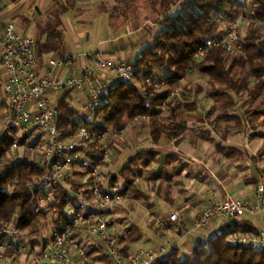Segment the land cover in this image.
Segmentation results:
<instances>
[{"label":"trees","instance_id":"obj_1","mask_svg":"<svg viewBox=\"0 0 264 264\" xmlns=\"http://www.w3.org/2000/svg\"><path fill=\"white\" fill-rule=\"evenodd\" d=\"M77 1L52 0L54 7L50 13L52 17L43 32L47 34V38L43 45L40 44L42 50H60V19L64 14L76 9ZM97 1L101 5L102 13L108 15L111 22L124 20L122 26L125 28L129 27L132 31L139 29L130 26L129 17L124 15L121 9H128L131 4L142 0ZM107 3L112 5L110 13L106 10ZM150 3L152 12L160 18V28L153 35V43L148 44L143 55L134 63L135 81L142 87V79L150 78L164 82L167 87L154 98H144L136 84L116 81L109 89V102L97 109L92 121L84 123L76 119L74 111L63 101L57 107L62 114L58 121L59 129L65 131L83 125L92 131H104L108 128L121 131L132 119L145 117L150 119V132L154 141L161 135L170 138L175 132H185V116L196 110L193 106L195 103L189 101L185 92L183 102L177 99L167 102L168 96L173 93L178 82L188 77L187 69L191 66V58L197 48L205 40L220 36L225 25L240 19L244 11V0H149ZM119 12L122 14L120 18L117 17ZM146 18L144 15L139 22H148ZM250 18L251 22L247 34L241 40L239 52L231 54L221 48L212 49L193 67V71H199L209 77L206 95L214 102V106L207 116L212 117L218 112L217 121L228 123L235 119L240 122L241 119L234 109L238 100H244L245 96L252 101L260 100L261 105H264V0L259 1V6L251 12ZM149 63L153 65L150 66ZM159 73L162 76L160 81ZM164 104H167L168 115L163 121H158L156 117L161 113ZM251 110H247L249 116L264 115L262 109ZM251 123L253 125V122ZM15 139L13 133L0 139V229L13 224L20 234L30 236L32 246H44L48 241L40 236V227L47 211L54 213L52 229L63 231L72 216L68 209L71 207L75 211L81 207L76 196L58 191L47 211L44 209L38 214L34 213L30 187L42 171L24 160L17 165L6 161V152ZM261 155H264V150ZM159 161L160 154L157 151L138 150L135 157L129 158L122 165L119 174L125 182V187L119 189V192L123 195L131 192L133 199L147 200V196L135 185L133 176L141 177L148 170L153 183L161 178L162 183L170 182L172 176L169 173L162 177L163 171L157 172L153 169L152 166ZM117 181L118 176L114 175L111 179L112 186H115ZM74 189L78 193L81 186L74 185ZM81 231L89 233L88 228L80 229L76 237ZM238 232L246 230L241 228L237 221L231 220L220 234L198 241L189 253H182L181 248L174 247L153 264H264V250L233 247L226 243L229 234ZM125 243L126 239L119 241V248L127 259L129 257L124 254ZM78 244L84 248L81 242L78 241ZM75 261L77 264H89L78 255Z\"/></svg>","mask_w":264,"mask_h":264},{"label":"built area","instance_id":"obj_2","mask_svg":"<svg viewBox=\"0 0 264 264\" xmlns=\"http://www.w3.org/2000/svg\"><path fill=\"white\" fill-rule=\"evenodd\" d=\"M259 1L244 0V11L240 19L225 25L220 36L205 40L194 52L187 72L191 73L194 65L202 61L212 49L221 48L231 54L239 52L243 38L242 24L247 15L259 6ZM3 8L0 1V11ZM82 57L86 64L79 76L62 79L64 72L75 66L76 56L73 54L50 57L46 62L45 73L40 74L36 40L19 34L13 23L0 29V65L5 74L3 89L8 106L0 126V139L13 133L19 141H14L10 150L28 146L40 150L41 158L35 165L41 169L42 174L30 187L35 213L48 207L58 191L76 196L81 207L74 211L64 230L54 231L51 239L41 247L32 246L28 239H20V232L13 224L1 228L0 264H3L8 252L19 257L29 256L33 264H77L75 255L88 260V251L79 246L76 237L84 227H88L91 236L101 239L112 264H153L176 247L168 244L157 250H139L129 258H124L119 248V239L110 232V223L107 221L124 196L116 190H102V167L113 151L108 131H92L83 125L65 131L58 128L62 114L51 105V91L86 93L87 104L84 110L94 114L109 102L106 76L125 84L135 81L136 69L132 63L106 60L101 52L83 54ZM145 84L153 90L142 91L143 97H155L156 89L161 84L150 78L145 79ZM172 99L183 101L181 92L177 90L170 94L168 100ZM140 120V117L132 120L129 126ZM116 132L119 135L124 130ZM90 149L96 153H91ZM11 162L16 165L19 160L13 157ZM79 168L87 171V182L83 184L87 189L77 193L69 185ZM254 196L253 201H248L235 199L227 193L219 196L212 192L208 206L199 213L191 226L183 223L176 213L170 215L169 221L181 224L187 236L208 229L218 219L237 220L245 216H261L264 220V172L259 175ZM226 243L233 247L264 250V229L256 234H229Z\"/></svg>","mask_w":264,"mask_h":264},{"label":"crops","instance_id":"obj_3","mask_svg":"<svg viewBox=\"0 0 264 264\" xmlns=\"http://www.w3.org/2000/svg\"><path fill=\"white\" fill-rule=\"evenodd\" d=\"M0 1L4 7L0 11V29L13 23L19 34L32 37L39 44H37V57L40 74L45 73L46 62L50 57L64 54L76 56L75 66L64 72L62 76L64 80L81 74L86 64L83 54L101 52L106 60L134 64L143 55L145 47L150 44L147 38L139 35L138 30L132 31L129 27L117 25L111 22L108 15L95 11L96 3L93 1L87 0L84 5L82 2L86 0H78L76 9L64 14L60 19V26H58V31L61 33L60 50H42L41 45L47 38V34L43 32L49 18L52 17L50 14L53 10L52 2L47 8L48 4L46 5L45 0H29V2L8 0L10 6L6 4L7 0ZM80 11L86 12L81 15ZM97 20L104 22L103 27L110 42L106 40L103 44L101 39L97 42L96 39L100 38L97 31L103 28ZM92 35L95 36L93 38L97 44L91 40ZM83 40H85L84 44H81ZM108 43L109 46H107ZM113 81L114 79L106 76L109 89ZM4 84L5 74L0 65V89ZM49 98L51 101L54 99L58 102L56 108L65 101L80 123L93 120L94 114L84 110L87 104L86 93L51 91ZM257 101L238 100L234 110L241 121L234 119L227 123L222 120L214 121L216 119L212 120L211 117L206 116L214 106V102L205 96L204 100H201V105L194 102L196 110L193 112L197 113L201 110V122L188 124V131L175 132L170 138L161 135L154 142L150 129L148 130L146 141L149 147L142 150L157 151L160 154V161L152 166L153 169L157 172L163 171L162 177L168 173L172 177L170 182L164 183H162L163 178L155 183L150 178L141 182L142 192L147 196V200L129 199L126 195V200L117 209L119 212L115 214V217L125 218V221H128L131 215L135 217L136 210H143L146 219L152 220L150 226L156 233L148 238L149 234L145 235L132 223L134 219L128 221L130 228L127 229L130 238H127L125 243L126 257H130L139 250H148L141 245L144 238L150 247L149 250H157L170 244L181 248L182 253H189L198 241L220 234L231 220L218 219L208 229L195 231L187 236L184 235L185 231L181 224L169 221L170 215L176 213L183 223L191 226L199 213L208 206L212 192L219 196L227 193L238 200L253 201L255 199L254 190L260 172H264V155H261L264 150V133L258 126L257 129L253 128L251 122L258 121L264 116H249L247 110L250 104ZM7 111V100L0 90V120ZM239 123L241 125H238ZM232 221H237L241 228L246 230L237 234H256L264 229V220L261 216H245ZM113 229L115 231L116 228ZM77 238L88 251V255L90 253V260L87 261L89 264H112L99 237H93L88 232L81 231ZM16 260L15 256L9 255L3 264L32 262L29 257Z\"/></svg>","mask_w":264,"mask_h":264},{"label":"rangeland","instance_id":"obj_4","mask_svg":"<svg viewBox=\"0 0 264 264\" xmlns=\"http://www.w3.org/2000/svg\"><path fill=\"white\" fill-rule=\"evenodd\" d=\"M22 1L23 2H29V0H22ZM90 1H93L94 3H96L95 11H97L98 13H100V12L102 13V11H101L102 9H101V5H100L99 1H97V0H90ZM51 2H52V0H45L46 5L48 4L47 8H48L49 4L51 5ZM85 2H87V0L82 2V4L85 5L86 4ZM6 4L8 6H10V3L8 0H7ZM52 5H53V2H52ZM106 6H107L106 10L108 11V13H110V11L112 10V5L107 3ZM53 7H54V5L52 6V9H53ZM125 8L126 7H123V9H121V12H123L124 15L129 17L128 22H129L130 26L132 28H136V29L139 28L138 29L139 35H142V36H144V38H147L148 41H150L149 43H153V35H155L160 28V18H158V16L152 12L151 3L149 4V0H142V1L131 4V6L128 9L127 8L125 9ZM80 12L82 15L86 11H84V12L80 11ZM121 12L117 13V15H118L117 17L120 18V16L122 15ZM250 14L247 15L246 20L242 24V29H241L242 30V32H241L242 37H244L247 34V29H248V26L251 22ZM144 15H146V17H147L146 19L148 22L140 23L139 22L140 18H143ZM99 21H100V26L103 27L104 22H102V20H97V23ZM116 22H117V25H119V24L122 25L123 23H125L124 20L115 21L114 23H116ZM97 35L100 37V38L96 39L97 42H98V39H101L102 40L101 42H103V44H105L106 40H108L107 42H110V39L107 38L104 27L99 28V30L97 31ZM93 37H95V36L92 35L91 40L94 41L95 44H97ZM84 41L85 40H83L81 42V44H84ZM107 46H109V43L107 44ZM149 65L152 66L153 64L149 63ZM158 75H159L158 81H160L162 79V76L160 75V73ZM108 77L110 79H114L111 76H108ZM159 78H161V79H159ZM162 81H164V80H162ZM208 81H209L208 76L201 74L199 71H193L192 73H188V77L185 80L180 81L175 85L174 91L178 90L181 92L183 101H185V96H184V92H185V93H187L186 96H188L189 101L198 102V103H200L199 105H201V100H204L205 96H207L206 91L208 88L207 87ZM113 82H116V81L114 80ZM154 82L161 84V86L156 89L157 90L156 94H155V97H156L161 91H163L167 87V85L164 82H157V81H154ZM133 83L136 84L141 89V92L144 90H148V91L153 90L152 88H150V89L147 88L144 78L141 81V83L143 84L142 87L140 86V84L137 81H134ZM3 88H4V86L0 90H1L2 95L5 97ZM151 98H154V97H151ZM168 98H169V96H168ZM243 99L248 100V102H252V99H248L247 96H245ZM173 100H175V99H172V100L167 99V102H171ZM183 101H181V102H183ZM51 105L56 107L58 105V102L54 101V99H53L51 101ZM250 109H252L251 111H253V109H262V111H264V105H261V101L259 100L254 104H250L248 110H250ZM218 114L219 113L217 112L215 115H213L211 117V119L212 120L216 119L214 121H217V117H218L217 115ZM167 115H168V107H167V104H164L161 108V113L159 115H157L156 118L158 121H163L165 119V117H167ZM200 116H201V110H200V112L198 111L197 113H194L192 111L188 116H185V120H186L185 132L189 130V128H187L188 124H192V123L194 124V122H201ZM207 117H210V116H207ZM140 118L142 119V120H140V122H138L137 124H132L131 126H129V123L136 118L132 119L127 124L126 128L123 129L124 132L122 134H119V135L117 134V132L115 130H113L111 128L106 129L108 131V134H109V144L113 148V151H112V154L110 155L109 160L105 164H103V167H102V171H101V173H102V190H105V191L116 190L119 192V189H123L125 187V182L122 180V177L119 174V172L122 168V165L124 163H126L129 160V158L135 157L138 150H140L142 148H148L149 147V144H147L146 139H147V135H148L147 132L150 129V126H149L150 125V119L149 118L144 119L145 117H140ZM2 120H3V118H1V120H0V126H1ZM257 126L260 127L262 129L261 131L264 133V117L259 119L258 121H253V127H255L257 129ZM123 130H121V131H123ZM14 136L16 138L14 141H19L18 136L17 135H14ZM172 142L174 143L175 141H172ZM11 145L9 146V148L6 152V155H5L7 162L12 161L13 157H17L19 162L21 160H24L28 164H33V165H35V163L40 161L41 153H40L39 148H35V147L33 148V146H28V147H19V149L12 151V150H10ZM90 150H91V153H93V154L96 153V151L94 149H90ZM79 172H83L82 175L77 174ZM75 173H76V176L70 181L71 184L69 186L70 187L72 186L74 189V185H76V186L80 185L81 186L80 191L86 190L87 188L83 184H85L87 182V177H86L87 171L79 168L76 170ZM77 175H79V177ZM112 175L113 176L115 175L116 177L118 176V181L116 184H114L115 186H112L113 182L111 183V179L113 177ZM150 177H151V174H149L148 170H146L144 172V175L141 177L136 176V175L133 176V180L135 181V185H137L139 187V189H141V191H142L143 184L141 185V182L143 183L144 181L148 180ZM74 192H76L75 189H74ZM121 195H123V194H121ZM123 196H124V199L114 208L111 215L107 217V221L110 223V226H111L110 232L114 233L118 237L119 241H122V239L125 240L127 238H130V234H129L127 228H130V226H129L130 220L134 219L132 221V223L135 224L136 226H138L139 229L142 231V233H144L145 235L149 234L148 238H151L156 233L150 226L152 220L150 221V219L149 220L146 219V216H145L143 210H136L137 213L135 214V217L133 215H131L130 219L128 218L129 222L125 221V218L119 219V218L115 217V214L119 212L117 209L119 207H121L122 203L126 200V195H123ZM128 198L129 199L132 198L131 192L128 194ZM47 209L48 208L46 207L45 211H47ZM33 211H34V209H33ZM68 212L71 215H73L74 210L70 207L68 209ZM35 214H38V213H35ZM53 219H54V213L51 210L47 211L45 219H42V223H41L42 225L40 227V233H41L40 236L44 239H47V241H49L51 239V237L54 233V230L52 229V226H51ZM114 227L116 228L115 231L113 229ZM87 228L88 227H84L82 229H87ZM19 237L22 240L28 239L29 243L31 244L30 236L21 233ZM147 244H148L147 240H146V238H144V241L141 245L143 246L144 249L149 250L150 247H148ZM9 255L15 256V258L17 259L16 261L20 260V258L24 259L25 257H29V256L19 257V256L14 255L11 252H8L6 254V258ZM89 260H90V256H89V259L86 261H89ZM28 262H29V260H28ZM29 264H33V262H30Z\"/></svg>","mask_w":264,"mask_h":264}]
</instances>
